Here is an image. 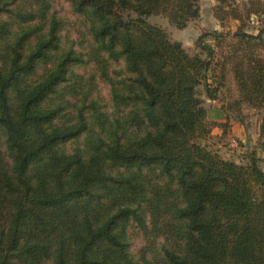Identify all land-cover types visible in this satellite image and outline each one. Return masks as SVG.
Instances as JSON below:
<instances>
[{"label": "trees", "instance_id": "obj_1", "mask_svg": "<svg viewBox=\"0 0 264 264\" xmlns=\"http://www.w3.org/2000/svg\"><path fill=\"white\" fill-rule=\"evenodd\" d=\"M67 1L74 21L54 0H0V264H264V120L256 146L223 158L201 142L198 93L218 98L228 66L237 102L264 108V28H235L219 60L202 38L223 33L190 54L147 20L183 29L200 0ZM231 2L214 16L237 20Z\"/></svg>", "mask_w": 264, "mask_h": 264}, {"label": "rangeland", "instance_id": "obj_2", "mask_svg": "<svg viewBox=\"0 0 264 264\" xmlns=\"http://www.w3.org/2000/svg\"><path fill=\"white\" fill-rule=\"evenodd\" d=\"M249 0H232V5L240 12L238 19L224 15V19L220 20L214 16V7L217 5V0H200V15L198 18L192 20L186 28L178 29L171 25L168 19L162 15H152L147 20L155 25H159L169 35L172 40L179 41L182 46L188 50L190 54L201 53L198 47L197 40L200 35L206 32H220L224 36L220 40L212 35H206L202 38L204 43L210 44L215 48L214 58L221 59V56L226 53L228 46L233 42L231 37L235 28L241 27L247 29L249 32L255 33L258 28H264V0H260V7L262 10L255 14H250L246 17V8L249 6ZM256 7V5H255ZM53 10L56 15L66 18L69 21H74L76 16L71 13L70 6L67 0H54ZM70 39L79 40V35L75 30L70 33ZM220 41V45L217 44ZM77 48V46H75ZM205 56V53H201ZM91 66V65H90ZM89 66V67H90ZM88 67V68H89ZM123 61L112 63L111 69H121ZM87 68H79L78 72L87 71ZM212 72L209 70L206 75V80L209 82ZM97 89L102 100L103 106L110 108L109 85L98 79ZM198 93L203 99V104L206 109V122L210 129L218 127L220 132L215 130L207 141L201 142L208 144L213 150H223L221 153L224 157L237 160L245 151L246 137L251 141V147L258 143L260 134V125L264 120V108H253L246 103H238L239 92L233 80L231 69L227 66L225 71L224 86L215 100L207 99L204 96L203 87H198ZM230 109L232 111H230ZM210 130V131H211ZM211 133V132H210ZM220 135V136H219ZM235 140V141H233ZM236 142V144H233ZM230 143L233 146H230ZM76 143L73 141L67 143L65 148L70 150ZM260 148H257V156L260 157L259 165L264 170V159ZM221 154V155H222ZM259 154V155H258ZM220 155V154H219ZM238 155V157H237ZM131 252L137 257L138 250L143 245L144 240L140 233H136L134 228L130 231Z\"/></svg>", "mask_w": 264, "mask_h": 264}, {"label": "crops", "instance_id": "obj_3", "mask_svg": "<svg viewBox=\"0 0 264 264\" xmlns=\"http://www.w3.org/2000/svg\"><path fill=\"white\" fill-rule=\"evenodd\" d=\"M189 23H190V22H189ZM189 23H188V24H189ZM187 26H188V25H187ZM187 26H186V27H187ZM186 27H185V28H186ZM230 111H232V110L230 109ZM215 130H218V127L212 128L210 135H212V134L214 133ZM216 133H219V134H220L219 130H218ZM212 136H214V135H212ZM219 136H220V135H219ZM245 141H247V142H246L247 144H245V147H244V148H245V149H250V148H251V141L249 140L248 137H246ZM230 146H233V145L230 143ZM222 151H223V150H217V153L220 154V156L223 157V158L231 159V158H228V157H224L223 154H222V153H223ZM221 152H222V153H221ZM221 154H222V155H221ZM261 154H262V152H261ZM258 155H259V154H258ZM237 157H238V155H237ZM237 159H238V158H237Z\"/></svg>", "mask_w": 264, "mask_h": 264}, {"label": "built area", "instance_id": "obj_4", "mask_svg": "<svg viewBox=\"0 0 264 264\" xmlns=\"http://www.w3.org/2000/svg\"><path fill=\"white\" fill-rule=\"evenodd\" d=\"M233 141H235V140H233ZM233 144H236V142H233Z\"/></svg>", "mask_w": 264, "mask_h": 264}]
</instances>
